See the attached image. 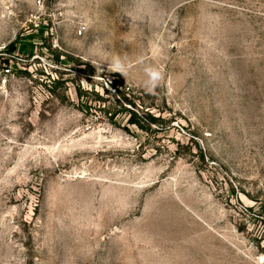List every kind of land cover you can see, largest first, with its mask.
Wrapping results in <instances>:
<instances>
[{
  "label": "rangeland",
  "instance_id": "obj_1",
  "mask_svg": "<svg viewBox=\"0 0 264 264\" xmlns=\"http://www.w3.org/2000/svg\"><path fill=\"white\" fill-rule=\"evenodd\" d=\"M0 264H264V0H0Z\"/></svg>",
  "mask_w": 264,
  "mask_h": 264
},
{
  "label": "clouds",
  "instance_id": "obj_2",
  "mask_svg": "<svg viewBox=\"0 0 264 264\" xmlns=\"http://www.w3.org/2000/svg\"><path fill=\"white\" fill-rule=\"evenodd\" d=\"M145 71L148 77L146 81V87L149 89H154L158 85L159 81L162 79V75L155 68H148Z\"/></svg>",
  "mask_w": 264,
  "mask_h": 264
},
{
  "label": "trees",
  "instance_id": "obj_3",
  "mask_svg": "<svg viewBox=\"0 0 264 264\" xmlns=\"http://www.w3.org/2000/svg\"><path fill=\"white\" fill-rule=\"evenodd\" d=\"M124 101L125 102H129V100L127 98L124 97ZM129 123L131 125H136L138 127H141L139 121L137 120V115L135 113H132V118L129 120Z\"/></svg>",
  "mask_w": 264,
  "mask_h": 264
}]
</instances>
